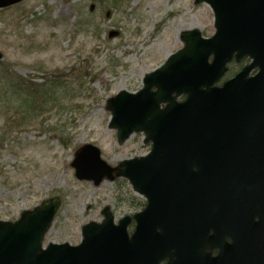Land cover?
Masks as SVG:
<instances>
[{
	"label": "water",
	"instance_id": "1",
	"mask_svg": "<svg viewBox=\"0 0 264 264\" xmlns=\"http://www.w3.org/2000/svg\"><path fill=\"white\" fill-rule=\"evenodd\" d=\"M21 1L0 0V9ZM201 2L213 12L212 36L182 31L183 47L144 74L139 90L106 100L117 142L143 132L149 152L111 166L97 146L83 143L70 163L78 180L97 186L124 177L146 198L131 237L128 218L114 223L104 206L101 222L82 225L78 244L42 246L61 202L54 196L15 221L0 219V264H129L127 253L142 245L146 260L137 264H157L156 244L170 240L157 232L160 226L166 231L178 213L202 212L208 202L235 193L242 205V264H264V243L257 239L264 225V0H194ZM244 56L250 63L217 85L232 58Z\"/></svg>",
	"mask_w": 264,
	"mask_h": 264
},
{
	"label": "rangeland",
	"instance_id": "2",
	"mask_svg": "<svg viewBox=\"0 0 264 264\" xmlns=\"http://www.w3.org/2000/svg\"><path fill=\"white\" fill-rule=\"evenodd\" d=\"M194 28L214 32L210 7L193 0H23L0 9V219L58 196L42 244L76 245L104 206L115 222L137 211L143 197L126 178L78 180L73 152L91 143L111 166L147 154L142 132L117 142L106 100L140 89L144 74L183 46L180 33ZM237 69L230 64L224 77ZM20 78L39 85L34 108Z\"/></svg>",
	"mask_w": 264,
	"mask_h": 264
},
{
	"label": "flooded vegetation",
	"instance_id": "3",
	"mask_svg": "<svg viewBox=\"0 0 264 264\" xmlns=\"http://www.w3.org/2000/svg\"><path fill=\"white\" fill-rule=\"evenodd\" d=\"M248 61V58H241L238 62H231L236 68L238 67L231 76ZM224 182H227L226 178ZM219 197L221 201L208 202L202 207V212L178 213L176 219L168 225V230H163L161 226L157 229L158 233L165 234L164 237L170 239L156 244V257L159 259L157 264H242L241 201L236 193ZM145 205L146 202L143 199L137 211L124 215L128 218L126 232L129 237L136 226L134 214L143 210ZM173 212L167 213V217ZM195 223H203L204 228L194 227ZM184 238L188 240H183ZM257 239L261 241L260 243H264V225H260ZM141 247L139 250L127 253L129 264L146 260V247L142 249Z\"/></svg>",
	"mask_w": 264,
	"mask_h": 264
},
{
	"label": "trees",
	"instance_id": "4",
	"mask_svg": "<svg viewBox=\"0 0 264 264\" xmlns=\"http://www.w3.org/2000/svg\"><path fill=\"white\" fill-rule=\"evenodd\" d=\"M4 66H7L4 64ZM3 71H6L4 68H3ZM21 81H23V83L25 84L26 86V90H27V94L31 95V101L29 104H26L28 105L29 107L31 108H34L36 105L35 104H38L39 101H40V98H42L39 94H38V84L33 81V80H26L24 78H20Z\"/></svg>",
	"mask_w": 264,
	"mask_h": 264
}]
</instances>
